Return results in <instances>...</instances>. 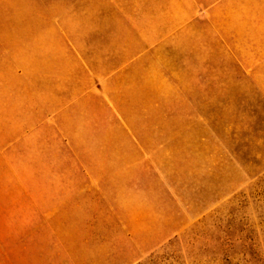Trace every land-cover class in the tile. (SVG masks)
<instances>
[{
    "label": "rangeland",
    "instance_id": "obj_1",
    "mask_svg": "<svg viewBox=\"0 0 264 264\" xmlns=\"http://www.w3.org/2000/svg\"><path fill=\"white\" fill-rule=\"evenodd\" d=\"M18 1L0 0V33L30 14L29 0L19 1L20 10ZM36 4L44 13L50 0ZM254 9L258 22L239 34L260 43V63L243 68L236 62L242 54L222 62L214 54L210 79L166 85L163 101L128 103L132 141L147 145L156 163L128 181V213L119 206L62 215L34 208L29 190L60 188L44 180L51 159L23 165L1 129L0 264H264V0ZM13 109L0 102L2 112ZM111 136L105 140L128 141Z\"/></svg>",
    "mask_w": 264,
    "mask_h": 264
},
{
    "label": "crops",
    "instance_id": "obj_2",
    "mask_svg": "<svg viewBox=\"0 0 264 264\" xmlns=\"http://www.w3.org/2000/svg\"><path fill=\"white\" fill-rule=\"evenodd\" d=\"M27 4L30 14L0 33V102L14 103L12 113L0 110V132L23 165L51 159L44 180L60 188L27 192L45 213H128V181L156 165L132 141L128 103L163 101L166 85L210 79L214 54L220 62L242 54L243 68L260 63V43L239 34L255 27L260 0H50L39 14L36 0ZM117 132L128 141L105 140Z\"/></svg>",
    "mask_w": 264,
    "mask_h": 264
}]
</instances>
